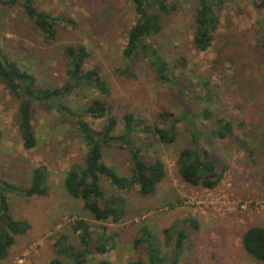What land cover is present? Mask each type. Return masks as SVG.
Returning <instances> with one entry per match:
<instances>
[{
  "label": "rangeland",
  "instance_id": "1",
  "mask_svg": "<svg viewBox=\"0 0 264 264\" xmlns=\"http://www.w3.org/2000/svg\"><path fill=\"white\" fill-rule=\"evenodd\" d=\"M177 1L178 9L162 16L161 33L150 39L175 65L173 85L158 79L145 61L130 65L123 54L138 20L132 0H35L39 9L59 17L55 40L43 35L21 6L0 3V47L33 72L41 86L53 88L68 81L65 47L84 43L90 53L85 68H97L110 90L105 98L120 120L118 134L125 113L160 127L166 125L164 112L180 118L174 142H163L146 131L134 136L145 160L160 158L166 164L167 174L155 192L119 191L103 178L108 195L126 199V214L120 222H106L110 248L104 254L91 253L93 261L151 264L146 244L135 243L141 226L147 224L157 236L166 264L174 258L178 264H263L244 249L242 237L253 225L264 227V42L259 25L264 10L255 0H224L215 40L200 51L193 44L197 0ZM99 96L95 88H78L61 102L80 110ZM19 104L0 76V178L24 188L30 185L32 168L45 166L48 191L34 196L10 194L12 215L30 223L31 230L17 236L0 264H49L57 257L71 262L56 253L58 237L65 233L78 247L81 242L72 227L76 219L86 220L93 230L99 228L84 200L64 185L71 166L84 163L87 147L72 117L34 101L32 122L38 143L27 149L19 127ZM87 118L97 129L105 122ZM219 118L233 123L230 135L211 133ZM195 132L223 175L214 188L192 186L180 175L179 153L193 145ZM104 155L121 175L130 174L127 148L105 147ZM168 227L171 239L163 232ZM181 229H186L187 237L178 253L175 239Z\"/></svg>",
  "mask_w": 264,
  "mask_h": 264
},
{
  "label": "trees",
  "instance_id": "2",
  "mask_svg": "<svg viewBox=\"0 0 264 264\" xmlns=\"http://www.w3.org/2000/svg\"><path fill=\"white\" fill-rule=\"evenodd\" d=\"M138 20L131 27L127 45L123 54L130 65L145 61L156 72L158 79L176 84L173 76L174 67L161 54L158 47L150 40L157 37L162 29V16L178 9L177 0H132ZM8 6H21L26 14L34 21L36 27L51 40L57 37L59 17L39 9L35 0H0ZM224 0H197L194 16L193 44L200 51L207 50L214 42L221 25V10ZM256 6L264 10V0H255ZM262 28L261 39L264 42V13L259 19ZM67 60L68 81L63 86L48 88L38 83L37 76L11 58L0 47V76L13 94L19 99V127L24 146L30 149L37 145L38 139L32 122L33 103L42 101L49 107L57 108L65 117H72L77 130L87 147L83 164H74L68 170L64 179L66 189L75 197L84 200V208L89 210L93 218L99 222L98 229L93 230L90 223L84 219H76L72 225L73 231L78 234L80 246L69 242V236L62 233L54 242L56 253L59 256L71 259V262L54 258L49 264H112L109 259L102 258L93 261L89 255L94 252L104 254L109 251L111 244L107 234L106 222H120L126 214V199L118 194H107L102 184L103 178L108 179L111 185L119 191L138 190L142 194L155 192L159 182L167 174L166 164L160 158L145 160L140 147L134 144V136L140 131L152 132L163 142H174L177 137L179 117L172 118L173 113L164 112L165 126L148 125L142 119L136 118L134 113L123 115V130L116 133L120 120L110 112L105 96L110 95L106 82L102 79L97 68L86 69L85 63L90 56L87 46L82 43L67 45L64 49ZM183 63V62H182ZM130 67V66H129ZM179 81V80H178ZM92 89L99 91L100 96L83 109L75 110L65 105L61 99L69 96L75 89ZM208 118L210 111H204ZM88 116L95 119H105L102 128L97 129ZM211 133L225 137L233 132L231 121L219 118L215 120ZM146 124V125H144ZM194 143L183 148L178 156L177 164L184 182L196 186L214 188L222 180V173L208 149L198 142V132L193 134ZM119 145L130 151L129 175H121L105 160L104 149ZM47 169L45 166H35L31 170L29 186L20 188L9 179L0 178V259H6L10 248L17 236L30 232L31 225L25 220L16 219L10 208V194L17 193L26 196L44 195L48 191ZM193 223L195 221H192ZM171 227L163 232L167 239L172 238ZM140 235L135 243H145L151 264H166L162 256V249L157 243V236L147 224L141 226ZM187 237L186 229L178 231L176 247L178 253L184 247ZM244 249L254 258L264 264V227L253 225L243 234ZM128 264H142L141 261H132ZM169 264H178L174 258Z\"/></svg>",
  "mask_w": 264,
  "mask_h": 264
}]
</instances>
